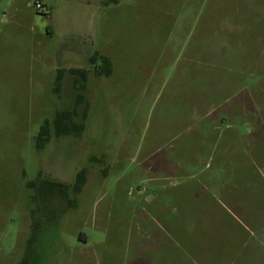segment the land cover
<instances>
[{"label":"rangeland","instance_id":"1","mask_svg":"<svg viewBox=\"0 0 264 264\" xmlns=\"http://www.w3.org/2000/svg\"><path fill=\"white\" fill-rule=\"evenodd\" d=\"M104 1L0 0V264H264V0Z\"/></svg>","mask_w":264,"mask_h":264},{"label":"trees","instance_id":"2","mask_svg":"<svg viewBox=\"0 0 264 264\" xmlns=\"http://www.w3.org/2000/svg\"><path fill=\"white\" fill-rule=\"evenodd\" d=\"M112 0H105L104 2L108 3ZM88 63L92 66L93 72L95 75L100 76H109L112 72V64L110 62V59L98 53L97 51H94L91 56L89 57ZM75 74H77V79H79L82 83H80V86L83 87V83L86 80L87 77V70L86 69H76ZM62 77V71L58 70L56 76H55V88H58L60 84V80ZM75 115V110H69V111H56L54 113V116L51 120L45 119L43 123L40 125L37 137H36V144L39 149L43 148L44 144L49 141L51 138V135L54 136H61V135H68V134H78L83 129L82 123H75L71 119V117ZM85 175L84 170L81 169L77 171L75 174V179L73 183L70 185V188L73 193H77L81 190L83 184L85 183ZM35 182L29 181L27 182L28 186H33ZM39 188H46L50 185H56L58 190L62 192L63 194H66V189L69 187L67 183L60 182L54 179L41 177L38 182ZM18 264H26V260L22 259Z\"/></svg>","mask_w":264,"mask_h":264},{"label":"built area","instance_id":"3","mask_svg":"<svg viewBox=\"0 0 264 264\" xmlns=\"http://www.w3.org/2000/svg\"><path fill=\"white\" fill-rule=\"evenodd\" d=\"M34 6H35V8L41 7V3L39 2V0H34Z\"/></svg>","mask_w":264,"mask_h":264},{"label":"crops","instance_id":"4","mask_svg":"<svg viewBox=\"0 0 264 264\" xmlns=\"http://www.w3.org/2000/svg\"><path fill=\"white\" fill-rule=\"evenodd\" d=\"M92 53H93V52H92ZM92 53H88V54H87V61L89 60V57L91 56ZM188 255H189V257L193 258V257H192V254H188Z\"/></svg>","mask_w":264,"mask_h":264}]
</instances>
